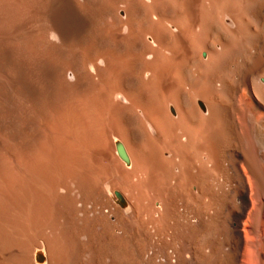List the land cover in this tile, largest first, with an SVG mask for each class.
<instances>
[{
	"label": "bare ground",
	"instance_id": "bare-ground-1",
	"mask_svg": "<svg viewBox=\"0 0 264 264\" xmlns=\"http://www.w3.org/2000/svg\"><path fill=\"white\" fill-rule=\"evenodd\" d=\"M0 264H264V0H0Z\"/></svg>",
	"mask_w": 264,
	"mask_h": 264
}]
</instances>
